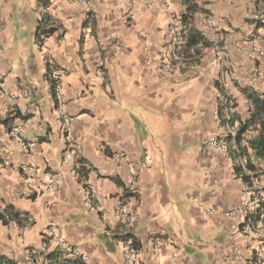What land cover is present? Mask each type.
Masks as SVG:
<instances>
[{
  "label": "crops",
  "instance_id": "1",
  "mask_svg": "<svg viewBox=\"0 0 264 264\" xmlns=\"http://www.w3.org/2000/svg\"><path fill=\"white\" fill-rule=\"evenodd\" d=\"M90 1L92 9L82 1L0 0V213L7 219H0V255L50 264L46 255L57 246L46 232L56 228L65 244L89 254L90 264H123L125 235L140 264H244L234 257L236 247L264 257L261 222L245 220L244 236H233L239 218L226 212L241 202L243 181L226 154L208 146L211 135L227 132L216 117L223 90L236 98L243 118L250 104L241 87L264 92V57L253 85L254 62L230 41L213 62L179 56L184 0ZM262 2L197 0L194 25L202 33L198 15L206 13L228 37L264 48V25L251 19ZM99 38L106 45L102 56ZM53 67L62 72L65 110L80 145L74 173L63 163L67 141ZM15 127L33 153L11 137ZM120 152L129 158L117 159ZM146 153L154 161L140 170L132 197L129 165ZM23 161L38 167L36 180L22 172ZM52 172L62 183L47 192ZM85 189L92 191L93 209L84 204ZM121 202L136 207L128 223L116 218Z\"/></svg>",
  "mask_w": 264,
  "mask_h": 264
},
{
  "label": "built area",
  "instance_id": "2",
  "mask_svg": "<svg viewBox=\"0 0 264 264\" xmlns=\"http://www.w3.org/2000/svg\"><path fill=\"white\" fill-rule=\"evenodd\" d=\"M71 1H82L88 8L92 9L93 4L90 0H71ZM199 25L201 27V31L203 35L206 37L208 41L211 43L215 42L217 39V49L211 51V53L204 54L201 60L204 62H213L214 60L220 59L226 52V43L230 41L238 46V49L244 54L247 59H250L254 62L253 65V73L255 76L251 77V84H255L260 76V69L257 65V62L260 61L264 57V48L254 40L244 41V43H240L233 36L228 37L225 33L220 29L218 23L215 19L206 13H201L198 15ZM251 19L256 24L264 25V0L261 5V9L255 10L251 14ZM178 22V23H177ZM174 30L179 31L181 29L179 21H177ZM112 36L116 39V43L119 44V40L117 38L116 33H113ZM100 44V48L98 54L102 56L106 49V45L102 38L98 39ZM220 43H223L222 45ZM101 59V58H100ZM102 60V59H101ZM101 65L103 63L101 62ZM250 81V78H249ZM51 82L52 89L54 92L55 99L59 106V112L61 117L64 119V132L65 139L67 141L66 151L64 153L63 163L74 173V169L76 167L75 158L78 154V150L80 145L77 140L72 136V121L73 117L70 116L65 110V97L63 94V82H62V72L55 67L51 70ZM3 94L0 90V100ZM216 117L219 120L218 111H216ZM11 137L18 142L20 147L23 149L25 153H33L34 145L28 140L26 134L21 130L20 127H15L10 132ZM208 146L210 148L216 149L221 153H225L228 161L231 165H233V160L228 154V145L226 140L221 134L211 135L208 139ZM116 158L128 159V155L124 152H120L116 155ZM153 157L151 154L146 153L144 158L140 161L138 165L132 163L129 165V181L127 185V190L130 193V196L134 197L138 194V181L140 178V170L150 168L153 164ZM20 169L27 175V179L36 180L38 177V167L34 165L31 161H23L20 163ZM62 183V177L59 173L52 172L48 175L47 180L44 184V190L47 192H52L57 189ZM93 194L89 189L84 190V204L86 207L93 209L94 205ZM259 207V196L258 191L254 188L250 187L247 184L242 186V195L241 202L238 205H235L230 210L226 212L228 217H238V224L233 228V236L237 239H240L244 236V222L249 218V216ZM136 213V207L134 205H129L128 203L121 202L116 207V218L120 221H124L126 223L132 221L134 215ZM46 237L51 238L55 241L57 247L62 248L65 252L73 257H81L85 264H90V256L86 252H82L76 247L72 245H67L62 240L60 236V232L56 228L48 229L46 232ZM169 243L175 247L173 257L178 258L180 256V251L177 249V243L173 238L168 239ZM161 241L157 242V246H161ZM257 254L255 251H251L249 255H245L242 249L236 247L234 250V257L243 262L244 264H261L260 259H257ZM123 264H140L139 254L137 249L134 247V243L132 239H127L123 242Z\"/></svg>",
  "mask_w": 264,
  "mask_h": 264
},
{
  "label": "trees",
  "instance_id": "3",
  "mask_svg": "<svg viewBox=\"0 0 264 264\" xmlns=\"http://www.w3.org/2000/svg\"><path fill=\"white\" fill-rule=\"evenodd\" d=\"M46 5L48 0H40ZM186 12L183 14L184 27L177 34L179 56L191 57L199 60L203 57V49L212 46V43L195 27L194 17L198 11L197 0H184ZM41 36L38 37L41 40ZM176 46V47H177ZM241 90L249 101V109L246 117L236 110L238 103L233 95L225 94L224 99L218 100L217 111L221 126L227 132L221 135L227 142L228 154L233 160V168L238 178L244 184L258 191L259 207L249 216L248 223L255 226L261 222L264 227V92L252 87H241ZM246 114V112H244ZM21 217H17L19 220ZM0 219L7 222L0 213ZM130 235L122 237L127 240ZM32 259L36 260L37 254L32 253ZM264 264V257L257 256ZM50 264H85L81 257L68 255L65 250L57 247L46 255ZM0 264H19L12 258L0 255Z\"/></svg>",
  "mask_w": 264,
  "mask_h": 264
},
{
  "label": "rangeland",
  "instance_id": "4",
  "mask_svg": "<svg viewBox=\"0 0 264 264\" xmlns=\"http://www.w3.org/2000/svg\"><path fill=\"white\" fill-rule=\"evenodd\" d=\"M222 44V43H220ZM211 53V52H210ZM209 54V53H208ZM249 80H247L246 78H244V84L247 83Z\"/></svg>",
  "mask_w": 264,
  "mask_h": 264
}]
</instances>
